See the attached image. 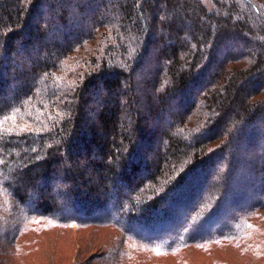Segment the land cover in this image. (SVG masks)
<instances>
[{"label":"trees","instance_id":"obj_1","mask_svg":"<svg viewBox=\"0 0 264 264\" xmlns=\"http://www.w3.org/2000/svg\"><path fill=\"white\" fill-rule=\"evenodd\" d=\"M46 218L72 264L264 258V0H0V264Z\"/></svg>","mask_w":264,"mask_h":264},{"label":"rangeland","instance_id":"obj_2","mask_svg":"<svg viewBox=\"0 0 264 264\" xmlns=\"http://www.w3.org/2000/svg\"><path fill=\"white\" fill-rule=\"evenodd\" d=\"M76 209V207H74ZM36 213H39V211L32 209ZM73 211V210H72ZM83 210L78 211L76 210V215H80ZM90 212V209L86 210ZM88 214V213H87ZM62 216L66 217V213H62ZM60 214H57V217H59ZM57 218L56 216H53ZM165 218H162L161 220H157L158 222H155L152 224L154 227H158L161 225H167L169 234L165 233V231H160L156 233L155 237H166L172 233L171 230H174L176 227L172 225V223H165ZM41 222L33 223L31 227L29 228L28 232L26 233L23 242L26 244L25 246V252L21 253L19 256H17V261L15 264H49L51 259L53 261H56L57 264H72L74 263L75 258L79 257L80 260H88L91 258L90 255L93 253L91 249H84L80 247V243L82 241H85L86 243H89L94 240L95 229H85L80 225L72 224L69 226L60 228L56 224L57 230L53 232H49L47 230V227L49 226V223H52L49 221V218L37 220ZM54 224V223H52ZM28 226V227H29ZM131 226L136 230V233H139L141 235H144L146 231L141 229L140 227L137 228L134 225L131 224ZM141 227H143L141 225ZM150 227V226H149ZM198 233L205 232V228H200ZM98 234V233H96ZM154 234V233H153ZM151 234V235H153ZM86 235H90L86 237ZM140 235V236H141ZM114 236V235H113ZM150 236V235H149ZM86 237V238H85ZM84 238V239H83ZM132 241L136 240V237L131 235ZM106 239V238H104ZM79 241V242H78ZM78 242V243H77ZM264 245V244H262ZM79 249H83L82 254H79ZM226 252V254H224ZM188 254H185V257ZM208 254H202L199 251L196 253L190 254L187 256V259L194 257L193 260L197 262L198 264H211L210 258L207 257ZM218 256L220 257L222 255H225V258L228 262H232L234 264H237L239 262L238 260H245V262L249 261L250 259H255L253 257H245L239 253V251L236 250V252H232L231 248H227L226 250H216L214 249L212 251V256ZM163 257V256H162ZM79 260V262H81ZM162 261H165V259H161ZM168 264H175V258H171V260L166 261ZM253 264H264V258H258L253 261Z\"/></svg>","mask_w":264,"mask_h":264}]
</instances>
